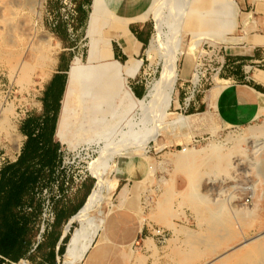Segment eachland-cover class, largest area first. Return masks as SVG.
Returning <instances> with one entry per match:
<instances>
[{
    "label": "rangeland",
    "instance_id": "1",
    "mask_svg": "<svg viewBox=\"0 0 264 264\" xmlns=\"http://www.w3.org/2000/svg\"><path fill=\"white\" fill-rule=\"evenodd\" d=\"M72 2L76 13L69 26L62 0H0V166L18 154L25 138L19 125L26 115L42 111L43 89L61 59L68 68L59 139L54 134L59 163L42 193L53 208L72 207L93 181L88 203L93 195L103 200L89 218L99 223L98 231L113 203L136 211L148 228L164 229V239L149 232L146 246L134 243L131 264H264V115L247 125H226L212 113L193 114L176 102L178 93L181 100L188 94L191 76L197 79L195 67L203 71L207 66L208 54L240 40L241 16H248L252 33L264 32L259 19L242 12L235 0L236 18L225 14L220 28L204 8L193 12L188 0L179 31L168 28L154 58L144 49L125 61L113 57L92 64L102 52L101 15L109 10L129 18L128 30L129 24L145 22L151 37L157 17L167 22L175 16L176 0H115L109 6L108 0ZM192 17L194 26L187 24ZM58 22L66 29L64 38L53 30ZM256 66L264 76V63ZM105 74V99L97 103L93 84ZM134 80L141 84L136 92L144 87L140 100L131 90ZM206 86L207 81L201 88ZM106 147L111 163L101 161ZM191 150L193 157L187 155ZM178 153L185 161H178ZM124 187L128 192L121 204ZM88 203L76 220L60 223L61 235H70L61 255L60 239L55 245L57 264H84L97 233L76 263L67 255L84 226L81 212ZM10 264L32 263L22 258Z\"/></svg>",
    "mask_w": 264,
    "mask_h": 264
},
{
    "label": "crops",
    "instance_id": "2",
    "mask_svg": "<svg viewBox=\"0 0 264 264\" xmlns=\"http://www.w3.org/2000/svg\"><path fill=\"white\" fill-rule=\"evenodd\" d=\"M114 1L108 0V6ZM225 1L227 0H193L191 9L194 12L196 6L204 8L205 16H210L212 22L219 23L222 28L227 20L225 14H229L233 19L237 14V8L233 4L235 0H231V4ZM214 2L223 4L224 10L220 12L212 10ZM236 2L242 12V9H245L244 13L251 12L264 27V0H236ZM128 19L109 10L101 15L99 30L103 37V46L102 52L93 60V63L107 61L115 56L118 60L125 61L130 54L134 57V55L143 53L150 40L149 26L145 22L137 23L132 27L133 31L130 32L127 28ZM241 22L244 27L240 40L225 43L212 53L208 86L203 88L200 94H196L188 105L193 114L212 113L221 123L234 126L247 125L264 115V76L257 73L261 72L258 70L262 68L256 66L259 62L264 63V32H250L253 25L247 15L241 16ZM187 24L194 26V18H190ZM199 27H205V23H200ZM112 38L117 43L115 50L111 45ZM140 58L142 61L143 56ZM184 80L186 79L184 78ZM139 85L141 84L137 83V80L131 82L133 93L136 91L135 87ZM214 86H219V88L212 94L211 89ZM141 92H143V86L139 90V93ZM176 102L177 107L186 108L182 105L179 93ZM88 198L89 196L86 199V204ZM140 218L134 210L114 206L103 218L102 227L88 247L83 263L131 264L133 256H135L132 246L134 243H139L140 240L145 245L144 239L148 238L150 232L145 220Z\"/></svg>",
    "mask_w": 264,
    "mask_h": 264
},
{
    "label": "trees",
    "instance_id": "3",
    "mask_svg": "<svg viewBox=\"0 0 264 264\" xmlns=\"http://www.w3.org/2000/svg\"><path fill=\"white\" fill-rule=\"evenodd\" d=\"M77 8L83 15L81 1ZM129 28L133 31L130 24ZM53 30L60 38H64L66 29L63 23L58 22ZM112 48H117L115 41H112ZM67 68L68 64H63L60 59L57 70L43 89L42 111L26 115L19 125L25 138L18 154L0 166V264H10L22 258L29 259L32 264H57L55 245L60 239L57 251L61 255L70 235L68 232L60 238L59 225L65 219H72L86 204L89 196L93 181L72 207L54 209L55 216L50 229L46 230L43 239L33 246L36 241L34 219L40 211L37 192L51 182L59 163L60 144L54 134L59 139L62 128L59 113L62 108L61 99L65 90ZM107 77L108 74H105L100 81L97 80L93 84L92 93L97 97V103L105 99V89L101 86ZM143 92L134 91V94L139 96L137 100H140Z\"/></svg>",
    "mask_w": 264,
    "mask_h": 264
},
{
    "label": "bare ground",
    "instance_id": "4",
    "mask_svg": "<svg viewBox=\"0 0 264 264\" xmlns=\"http://www.w3.org/2000/svg\"><path fill=\"white\" fill-rule=\"evenodd\" d=\"M188 0H176V4H175V10H176V14L175 16L172 17V19L170 21H167L163 18V16H159L157 17L155 24H154V31L150 37V42H148V45L145 49L147 57H149L150 59L155 57V49L157 48V45L159 44V41L161 39V36L165 34V32L167 33L168 28H170V30H175V32L179 31V23L181 24L182 21V17H183V13L186 7ZM164 4V3H163ZM163 4L155 6V9H161V7L163 6ZM157 5V4H156ZM224 9L223 4H221L220 2H214L212 5V10L217 11L220 9ZM173 9V8H172ZM187 18V17H186ZM185 18V19H186ZM218 19V18H217ZM169 20V19H168ZM215 20V19H214ZM217 23V21H216ZM166 27V28H165ZM177 30V31H176ZM174 33V32H173ZM175 34V33H174ZM178 34V33H177ZM159 46V45H158ZM149 59V60H150ZM140 62V61H139ZM150 62V61H149ZM152 62V61H151ZM150 64V63H149ZM91 65V64H90ZM148 95V94H147ZM151 96V95H150ZM140 108V107H139ZM104 138V137H103ZM105 146V145H104ZM103 146V147H104ZM213 146V145H212ZM216 146V145H215ZM214 148V147H213ZM102 150V149H101ZM186 151V150H185ZM188 154L193 153L192 150L188 151ZM111 154L110 150L106 147L105 150L102 152L101 155V161L102 162H109L111 163ZM184 153H178L176 156L178 158V161L183 160L182 156ZM186 154V153H185ZM194 153L191 154L189 157H193ZM108 156H110L109 158H107ZM185 157V156H184ZM176 158V159H177ZM192 159V158H191ZM185 161V160H183ZM187 161V160H186ZM125 189L122 191V193L119 196V201L120 203L122 202V198H124L128 192V187H124ZM92 196V195H91ZM91 198V197H90ZM99 201H103L101 198H99L98 196L93 195L92 199L90 200V203H88V207H86L85 209H83V211L81 212V218L84 220V226L82 227L79 235L77 236V238L75 239V241L72 244L71 250L69 252V255H67L69 257V259L73 262L76 263L79 256L83 253V251L87 248V241L88 239L95 235L99 229V223L95 222V221H91L89 218L91 217L92 211L94 210L95 206H97L96 204H98ZM113 203V202H112ZM119 203V204H120ZM117 204V203H116ZM122 204V203H121ZM109 205V210H110V204H107L106 202V206ZM115 206V203H113V207ZM104 208L101 209V211ZM76 216V215H75ZM75 216L72 217V219L70 220V222H72L73 220H75ZM69 222V223H70ZM102 226V225H101Z\"/></svg>",
    "mask_w": 264,
    "mask_h": 264
},
{
    "label": "built area",
    "instance_id": "5",
    "mask_svg": "<svg viewBox=\"0 0 264 264\" xmlns=\"http://www.w3.org/2000/svg\"><path fill=\"white\" fill-rule=\"evenodd\" d=\"M62 3L63 5L61 9L64 11L63 18L68 21L67 24L70 26L69 21L71 22V20L73 19L71 15H74L76 13L75 3L72 2V0H62ZM207 56V66L204 67L203 71L195 67V71L197 72V79L194 81L192 75L190 79L191 84L186 86L184 93L188 94L182 97V105L184 107H187L189 105L196 92L203 90V88H201L203 83H205V81H208L210 78L209 70L211 69V67L209 64L212 61L213 55L208 54ZM201 58L202 57H198V61L196 62L197 65L200 63L199 61H201ZM45 188L46 187H43L40 191L37 192V196L40 199V211L37 216V233L35 236L36 241L33 243V246H35L37 241L43 238V234L45 233V231L50 229L55 216V210L53 208L52 201H50L49 197H46L42 194L43 191H45ZM28 209H30V207H28ZM150 232L152 236L156 235L157 237H161L162 239L165 238L164 229L160 226H151Z\"/></svg>",
    "mask_w": 264,
    "mask_h": 264
},
{
    "label": "water",
    "instance_id": "6",
    "mask_svg": "<svg viewBox=\"0 0 264 264\" xmlns=\"http://www.w3.org/2000/svg\"><path fill=\"white\" fill-rule=\"evenodd\" d=\"M64 234H65V233H64ZM62 236H63V235H61V237H62ZM61 237H60V238H61Z\"/></svg>",
    "mask_w": 264,
    "mask_h": 264
}]
</instances>
